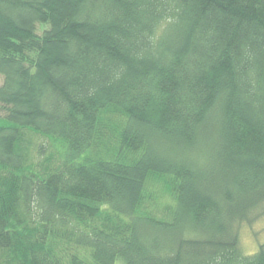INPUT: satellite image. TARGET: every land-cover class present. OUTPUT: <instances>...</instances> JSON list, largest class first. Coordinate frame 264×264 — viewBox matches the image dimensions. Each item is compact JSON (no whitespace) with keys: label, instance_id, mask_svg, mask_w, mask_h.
<instances>
[{"label":"trees","instance_id":"obj_1","mask_svg":"<svg viewBox=\"0 0 264 264\" xmlns=\"http://www.w3.org/2000/svg\"><path fill=\"white\" fill-rule=\"evenodd\" d=\"M0 76V264H264V0H0Z\"/></svg>","mask_w":264,"mask_h":264},{"label":"rangeland","instance_id":"obj_2","mask_svg":"<svg viewBox=\"0 0 264 264\" xmlns=\"http://www.w3.org/2000/svg\"><path fill=\"white\" fill-rule=\"evenodd\" d=\"M39 32V27H38ZM0 76V84H1ZM262 209L248 220L235 224L239 247L243 254H254L260 245L264 244V203ZM256 211V210H255Z\"/></svg>","mask_w":264,"mask_h":264}]
</instances>
